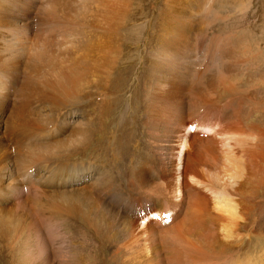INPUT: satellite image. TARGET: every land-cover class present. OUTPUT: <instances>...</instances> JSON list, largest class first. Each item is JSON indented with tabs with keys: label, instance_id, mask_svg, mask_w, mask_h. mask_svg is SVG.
<instances>
[{
	"label": "bare ground",
	"instance_id": "6f19581e",
	"mask_svg": "<svg viewBox=\"0 0 264 264\" xmlns=\"http://www.w3.org/2000/svg\"><path fill=\"white\" fill-rule=\"evenodd\" d=\"M196 2L187 0L184 14L178 0H163L130 34L121 26L134 16L132 0H0V257L7 250L18 264H111L114 256L139 264L150 251L158 264H260L233 261L238 250L220 236L260 237L264 255V228L243 229L251 197L264 198V125L248 120L250 95L264 86L262 49L242 56L261 77L230 72L231 38L192 37L194 26H208V7ZM216 57L223 68L213 72ZM189 83L207 87L186 94ZM123 104L129 119L116 122L113 109ZM194 129L215 136L190 138ZM241 135L232 192L212 191L211 201L200 167L218 157V142L224 153ZM176 159L179 175L167 169ZM145 172L160 180L155 197L167 206L149 202ZM253 174L259 185L247 195ZM132 237L136 246L125 251Z\"/></svg>",
	"mask_w": 264,
	"mask_h": 264
},
{
	"label": "rangeland",
	"instance_id": "374dc122",
	"mask_svg": "<svg viewBox=\"0 0 264 264\" xmlns=\"http://www.w3.org/2000/svg\"><path fill=\"white\" fill-rule=\"evenodd\" d=\"M162 1L163 0H132L131 11H133L134 16H130V19L125 21L124 24L121 26V28L124 29L123 31H126L130 34H136L138 32L141 33L142 29L147 24L148 20L151 18L152 13H154L157 5H159V9L162 7ZM178 1L180 4L178 12L185 14V9H186L185 3L187 2V0H178ZM204 1L205 0H203V2L202 0L201 1L197 0L196 3L199 4V7L201 5L203 6L205 5L208 7V12L211 13V14L209 13L207 14L208 15L207 16L208 26H203V25L194 26L193 31H192V37H195V36L208 37L207 42L209 41V37H212L214 35L215 36L219 35L223 39H226V40H230L231 38V40H233V50H232L233 52H232V55L227 60L224 61V63L228 65L230 72L233 73L236 67H238L241 73H243V76H244V72H246L256 77H261L260 71L258 72V71L249 70L250 72H248L246 70V68H249V66H248L247 60L245 58H242V56L245 53H254L256 54L257 57H260V54L258 51L259 49L260 50L262 49V52L260 51L261 61L264 63V54H263L264 53V0H206L205 2ZM214 14L215 15L218 14L219 18L218 16L215 17ZM197 15L198 14H196L195 17H197ZM134 23L142 27L136 28V26L133 25ZM143 42H144V39L141 38L139 40V46H142ZM243 45L245 46L246 49L241 48V46ZM206 57L207 59L213 58V54L211 50H209L208 52L206 51ZM219 59L220 58L211 59L209 61V66L213 72H218L219 70L223 68V63ZM132 75L134 77V74ZM97 76H101V74ZM133 77L129 81L128 85L131 84ZM244 79L246 78L244 77ZM257 83L260 84L259 81ZM189 84L191 87L187 85L184 86L185 90H183V92L186 94H189L190 90H194V89L204 90L203 88L207 87V84H197V83L195 85L194 83H189ZM90 86H93V77L91 81L89 82V84H87V86L83 87L82 89H86V88L88 89ZM257 89H258V92L256 94H251L249 98V101L251 102L250 103L251 115L249 116L248 120L251 123L252 122L257 123L258 124L257 126H262L261 124L264 125V86L263 88L261 87ZM127 96L128 95H124L123 100ZM225 96L223 97L225 100L221 98V101L223 100L229 101V99L230 101L233 100L232 98H229L228 95H225ZM244 105L241 104L237 100L233 104V107H235L236 110L237 109L240 110L241 108L244 107ZM75 106H78V105H75ZM127 108H128L127 105L123 104L121 106L117 105L113 109V117L116 122L120 121V118H122L124 122L129 119L130 111ZM246 110H249V106L247 105H246ZM140 130L141 128H139V131ZM194 130H195V133L189 135L190 138L196 137L199 140H210V139H213V137L215 136V135L213 136V134H210V133L207 134L205 132H200L199 131L200 129H194ZM254 136L256 140L257 136L255 132H254ZM142 139L143 140L145 139V135L143 133H142ZM240 142H243V146L246 147L244 145V141L241 135L238 141L232 140L231 141L232 145L229 147L228 146L225 147L224 153H222L223 143L218 142L216 145V148L219 149L220 151L218 157L216 159H210L206 165H202L200 167V172L197 176L203 182L206 193L210 197L211 201L213 199L212 191L226 190V191L232 192L231 186L234 185L236 181V179H234L236 178L234 177V173L236 172L235 160L237 158L243 159L242 151H240L242 148ZM181 151H183L184 153V149L181 148ZM178 166H179L178 160L176 159L173 165L168 166L167 164V169L168 170L170 169L171 172H175V174L179 175L178 170L180 167ZM95 169H96V166L95 164H93V171ZM189 176L190 174L186 176L188 183H189ZM144 177H145V180L147 182H150L152 186V191L149 190V194L151 195L149 196L150 198L149 202L150 203L156 202L157 207H160L162 204L167 206L166 200L155 197L157 192H159L157 187L158 185H161V184H160V180H158L155 177L154 172L153 174L145 172ZM167 177L172 178L171 186L177 187L181 182L180 177H176V179H174L173 176L171 175H167ZM159 178H162L161 174ZM132 180L134 183V175H132ZM115 184L116 183L114 182V184L112 185H115ZM258 185H259V178L253 174L251 180L248 181V184L246 185L247 186L246 194L250 195L251 192L257 190ZM187 189L188 188H185L184 192H186ZM136 190H137V194H135V196L141 194L139 189L136 188ZM136 190L134 193H136ZM251 201L253 202L252 204L254 205L255 208L250 206V211L248 215L249 217L245 220L246 223H244V226L243 225L242 226H243V229L245 230L251 229L254 232H258L261 227L264 228V198L262 196V193L260 192L254 197H251ZM141 205L143 204L138 203V205H135L134 207H131V206H126V207L132 210L135 208H139ZM101 208L102 207H100L97 210L96 206L93 207V213L94 212L99 213L98 211H100ZM141 223L139 225V228L143 227L141 226ZM149 223L150 222H148L147 224ZM169 225L170 224H168V226ZM138 231H139L138 245L141 248L147 245L146 247H144L147 250V247L149 246L148 244H146L147 242L145 240L147 233L144 232L143 234H140L141 230H138ZM133 238L134 237L126 240L125 242L126 246L124 249L125 251H131L132 248L136 246V244L134 243L135 240H133ZM220 238L227 241L228 242L227 245L228 246L230 245L231 246L230 248L232 250H235V249L238 250V252H235V254L237 253L238 254L234 258L233 261H241L242 259L255 258V260L252 261V263L258 262L260 264H264V255L261 256V243L258 242L260 237L249 235L246 232L240 231L239 235L236 237L225 239L224 237L220 236ZM125 260H126L125 257L118 258L114 256L111 258L110 263L111 264H122V262L124 263ZM164 262L165 261H163V263ZM246 263L248 264V262ZM0 264H18V262H17V259H14V261H11L9 257L7 256V250H5L3 251V254L0 257ZM139 264H158V263L156 259L155 260L153 259L152 253L150 251H146L142 253Z\"/></svg>",
	"mask_w": 264,
	"mask_h": 264
}]
</instances>
